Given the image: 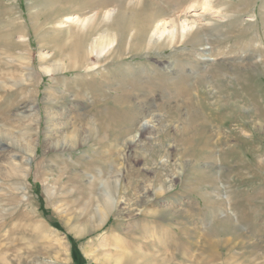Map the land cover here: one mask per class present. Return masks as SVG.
I'll list each match as a JSON object with an SVG mask.
<instances>
[{
  "label": "rangeland",
  "instance_id": "374dc122",
  "mask_svg": "<svg viewBox=\"0 0 264 264\" xmlns=\"http://www.w3.org/2000/svg\"><path fill=\"white\" fill-rule=\"evenodd\" d=\"M194 1L0 0V264H264V0H214L226 18ZM108 8L117 12L106 24ZM184 10L199 20L188 38L147 49L149 18ZM96 11L85 30L66 19ZM106 28L121 42L107 59L90 55L89 68L87 46ZM182 71L218 88L189 90ZM194 109L213 118L197 134ZM106 192L126 209L100 226ZM172 209L175 218L158 213ZM182 226L193 231L183 249ZM208 236L224 256L203 258ZM117 237L134 261L118 255Z\"/></svg>",
  "mask_w": 264,
  "mask_h": 264
},
{
  "label": "bare ground",
  "instance_id": "6f19581e",
  "mask_svg": "<svg viewBox=\"0 0 264 264\" xmlns=\"http://www.w3.org/2000/svg\"><path fill=\"white\" fill-rule=\"evenodd\" d=\"M223 2H225V1H223ZM198 3H200L199 5H201V8H202V11L205 13V14H207V13H209V14H211V15H216V16H218V15H221L222 16V14H224V13H222L223 12V10L224 9H222L221 7H219V6H216L215 4H214V0H201V2L199 1V0H196V1H194L193 3H191L189 6H188V8H190V7H194L195 5H197ZM225 4V3H224ZM115 12H117V11H115L114 10V8H108L106 11H105V13H101V14H103L102 15V19H103V21L106 23V24H109V22H111V23H113V21H114V13ZM100 13L99 12H95L92 16H85V17H83V18H80L78 15H68L67 17H66V19H67V21H70V22H73V23H76V24H78L79 26H80V28H81V30L82 29H86V28H88V27H91V24L94 22V20L100 15ZM212 13H214V14H212ZM229 14L228 13H226L225 15H223L222 17L223 18H226L227 16H228ZM211 18H212V16H211ZM198 17L196 18V17H189V16H186V10H184V11H175L174 13H172L171 15H169V16H164V15H162V16H154V17H151V18H149V22H147V24H148V26H147V30L145 29L144 31H146L144 34L145 35H147V38H148V46H147V49L148 48H151V47H153V46H159V45H161L164 41H167L168 40V42L171 44V45H174V44H176V43H181V42H183L184 40H186V38H188L187 36L189 35V33H191V31L198 25ZM220 24V23H219ZM112 29V28H111ZM109 30V28H106L105 30H103L99 35H98V37L97 38H95L94 40H92L93 42L92 43H90V44H88V46H87V54H86V56H87V58L86 59H88V60H85V61H87V63H88V65L87 64H85V65H87L89 68H93V67H95V65L97 64L96 62H94L93 63V65L91 64H89V63H91V62H89V60H90V55H93V54H95V57H96V59H107L108 57H111V56H113L112 54L114 53V51H115V48H117V46L119 45V42H121L120 40H121V38L120 39H118V37H117V33H115V32H113L112 30ZM113 29H115V28H113ZM116 31V30H115ZM132 31H133V29H132ZM119 33V32H118ZM119 37H120V35H119ZM134 39V34L132 33L130 36H129V39ZM132 41V40H131ZM130 43V42H129ZM128 43V44H129ZM134 43V42H133ZM135 44V43H134ZM116 46V47H115ZM132 46V45H131ZM125 50V49H124ZM123 51V50H122ZM206 53L207 55L208 54H210L211 53V51H210V49L208 50L207 48H203V50H201V52L200 53ZM220 52V51H219ZM117 53V52H116ZM115 53V54H116ZM222 54H223V52H221ZM243 53V52H242ZM211 55V54H210ZM85 56V57H86ZM115 57V56H114ZM148 61V60H147ZM180 61V60H179ZM222 60H220V62H221ZM190 63V62H189ZM196 63V62H195ZM215 63V62H214ZM213 63V64H214ZM63 64V63H62ZM197 64V63H196ZM224 64V63H223ZM61 65V64H60ZM60 65H59V68L57 67L56 69H60ZM217 67H222L223 65H221L220 63H218V62H216V64H215ZM180 67H179V70H181L183 67L181 66V64L179 65ZM196 66V65H195ZM215 66V67H216ZM251 66H253V65H251ZM251 66H241V67H239V69H241V71H242V69H245V70H251L252 68H251ZM162 67H164L165 69H175V68H173V65H172V63H169V64H163V66ZM189 67V66H188ZM190 67H191V65H190ZM216 67V68H217ZM256 67V66H255ZM222 69V68H221ZM238 69V67H236V66H233L230 70H228L227 71V73L229 72V73H236L237 71H240ZM155 70V69H154ZM194 70H195V68L194 69H192L191 71H190V73H194ZM56 71H58V70H56ZM208 70H205V71H203V72H207ZM220 71V70H219ZM181 72V71H180ZM183 72V71H182ZM210 72V71H209ZM226 72V71H225ZM155 73V72H154ZM184 73V72H183ZM246 73V72H245ZM149 74V73H148ZM187 74H188V72H187ZM205 75H207V74H205V73H203L202 75H200V76H193V77H195L196 78V82H194V83H196V84H194V83H190V78H189V76L188 75H186L185 73L184 74H181V78H182V80L183 81H186V80H188V83H187V89H191V90H198L197 89V87H200L201 85H203V84H205V83H208L209 82V86L210 87H213V88H216L217 86H215L216 84L215 83H218L219 81L216 79L215 80V82L213 81V80H211V79H207L206 78V76ZM210 75V74H209ZM233 75V74H232ZM155 76V75H154ZM157 76V75H156ZM220 76V75H219ZM228 76V75H227ZM218 77V76H217ZM221 77V76H220ZM219 77V78H220ZM222 77H223V75H222ZM214 78V77H213ZM205 79H207V80H205ZM143 83V82H142ZM150 83V82H149ZM221 83V82H220ZM132 84H133V82H132ZM136 84V83H135ZM147 84V83H146ZM150 84H153V83H150ZM139 85H141V84H139ZM145 85V84H144ZM207 85V84H206ZM220 85V84H219ZM151 86V85H150ZM225 86V85H224ZM138 87V86H137ZM147 87V88H146ZM154 87H156V86H154ZM143 88H144V86H143ZM145 88L146 89H149V88H151V87H149L148 88V86L146 85L145 86ZM218 88V87H217ZM216 88V89H217ZM223 88V87H222ZM146 89L144 90V91H146ZM180 90V89H179ZM185 90V89H184ZM183 90V91H184ZM219 90V89H218ZM137 91V90H136ZM150 91V90H149ZM148 90L146 91V92H144V94H143V96L144 97H150V95H152V92L150 93ZM181 91V90H180ZM185 91H187V90H185ZM135 92V91H134ZM141 92H142V90H141ZM188 92V91H187ZM192 92V91H191ZM205 92V91H204ZM218 92V91H217ZM133 93V92H132ZM139 94H140V92H138ZM182 93V92H181ZM186 93V92H185ZM200 93V92H199ZM198 93V95H197V93H196V95L195 96H193V94L194 93H192V96L190 97L189 96V98L188 99H190V100H198L199 98H200V94ZM234 93V92H233ZM184 94V93H183ZM187 94V93H186ZM189 94V93H188ZM218 94V93H217ZM216 94V95H217ZM220 94V93H219ZM141 95V94H140ZM180 95V94H179ZM178 95V96H179ZM191 95V94H190ZM226 95V94H225ZM134 96V95H133ZM136 96V95H135ZM138 96V95H137ZM166 96V95H165ZM183 96V95H182ZM227 96V95H226ZM129 97H131V95L129 96ZM140 97V96H139ZM138 97V98H139ZM144 97H142L143 98V102H144ZM152 97H154V96H152ZM184 97V96H183ZM182 97V98H183ZM185 97H186V95H185ZM188 97V96H187ZM223 97H225L224 95H223ZM137 98V97H136ZM141 98V97H140ZM147 98V99H148ZM179 98V97H178ZM181 98V99H182ZM204 98V97H203ZM218 98V97H217ZM221 98H222V96H221ZM153 99V98H152ZM156 99V98H155ZM183 99H185V98H183ZM187 99V98H186ZM205 99V98H204ZM219 99H220V97H219ZM220 100H223V99H220ZM238 100V99H237ZM236 100V101H237ZM142 101V100H141ZM146 101V100H145ZM217 101V100H216ZM198 102H199V100H198ZM213 102V101H212ZM227 102H229V101H227ZM165 103V102H164ZM190 104V103H189ZM232 104H234V103H232ZM236 104V103H235ZM229 105V104H228ZM228 105L226 106V108H228ZM231 105V104H230ZM237 105V104H236ZM190 106V105H189ZM240 107V106H239ZM132 108V107H131ZM230 108V107H229ZM135 109V108H134ZM120 111V110H119ZM189 111H190V109H189ZM194 113H191L190 114V116H192V117H190V119L191 120H189V122L191 123V124H189V127H190V125L192 126L191 128H192V130L194 131V133H198V131H199V129L200 128H202V127H204V126H207V125H210L211 124V122H212V120H213V118H212V120H211V117H210V119H209V117L208 116H204L205 114V112H203V114H201L200 113V111L199 110H195L194 109ZM125 114H129V113H127V112H124ZM207 113V112H206ZM233 113V112H232ZM134 113L132 112V115H133ZM129 118H131V117H129ZM133 118H134V116H133ZM132 118V119H133ZM196 118H205V119H202L201 120V122H197V119ZM245 118H246V116H245ZM119 119V118H118ZM135 119V118H134ZM133 119V120H134ZM136 120V119H135ZM200 120V119H199ZM187 122V121H186ZM135 122H133V124H134ZM222 123V122H221ZM117 124V123H116ZM135 125V124H134ZM189 127H188V131H189ZM142 129H144V128H139V131H141ZM91 130H92V128H91ZM124 130V129H123ZM187 130V129H186ZM126 131H131V129H128V130H126ZM191 131V130H190ZM193 135V134H192ZM195 135V134H194ZM135 137L136 136H131V137H127V138H125V141H126V144H125V146H130V145H132L133 144V142H136L135 141ZM191 138V137H190ZM0 140H2V136L0 135ZM208 140V139H207ZM218 140H220V139H217L216 141H218ZM190 141V140H189ZM75 142H76V140H75ZM193 142V141H192ZM64 143V142H63ZM70 143H72V142H70ZM196 143V142H195ZM67 144V143H66ZM76 144V143H75ZM59 145V144H58ZM205 145V144H204ZM77 146V145H76ZM192 146L193 147H195L193 144H192ZM59 148H64V145L63 144H61L60 143V145H59ZM73 148H75V147H73ZM192 148V147H191ZM68 149V148H67ZM197 149V148H196ZM195 149V150H196ZM190 152V151H189ZM193 153V152H192ZM257 156V155H256ZM240 172V171H239ZM163 187V186H162ZM162 187H160V188H162ZM164 188V187H163ZM158 191V190H157ZM163 191V190H162ZM116 194V193H115ZM229 195V194H228ZM229 196H231V195H229ZM229 196H226V197H229ZM229 198H231V197H229ZM102 199H103V208L102 207H99L100 206V204H98L99 206H96V208H95V211L97 212V215H99V217H100V219H101V221H100V226H102L103 224H105L106 223V221L108 220V219H110V216H109V213L111 212V211H113V209H115V210H117L118 208H120V207H117V205H118V200H117V197H116V195L115 196H112V195H110L108 192H106V194H104V196L102 197ZM98 200V203H100L101 202V197L99 198V199H97ZM150 200V199H149ZM231 200H233V199H231ZM231 200H229V203H228V205H229V208L232 210V211H234V213L235 212H237V211H239L240 210V208H239V210H237L236 209V207H235V205H234V203H233V201H231ZM227 202V201H226ZM225 202V203H226ZM238 202H240V201H238ZM242 205V204H241ZM237 206V205H236ZM244 206V205H243ZM121 210H125L126 208L125 207H123V208H120ZM236 209V210H235ZM149 211H150V209H149ZM148 211V212H149ZM158 211V210H157ZM140 212V211H139ZM225 212V211H224ZM120 213H122V212H120ZM158 213H160V214H163L164 216H169L170 215V217H174V216H176L177 214H176V211L175 210H169V211H167V210H164V211H160V212H158ZM181 213V212H180ZM184 213V212H183ZM193 213V212H192ZM239 213V212H238ZM237 213V214H238ZM242 213V212H241ZM241 213H239L238 215L235 213L234 215H235V217H236V221L235 222H239V221H242L241 220ZM140 214V213H139ZM187 214H188V212H187ZM196 214V213H195ZM147 215V214H146ZM180 215V214H179ZM198 215V214H197ZM151 216V215H150ZM178 216V215H177ZM188 216V215H187ZM191 216V215H190ZM189 216V217H190ZM192 216H193V214H192ZM191 216V217H192ZM246 216V215H245ZM155 217V216H154ZM196 217V216H195ZM226 218L224 219V221L226 222L227 220L229 221L230 219H231V221H233L232 220V217L231 216H229V215H227V216H225ZM242 217H243V215H242ZM156 218V217H155ZM165 218V217H164ZM175 218V217H174ZM245 217H243V219H244ZM168 219V218H167ZM234 219V218H233ZM138 220V219H137ZM151 220H153V219H151ZM154 220H156V219H154ZM153 220V221H154ZM173 220V219H172ZM187 220V219H186ZM182 221V220H181ZM141 222V221H140ZM179 222V221H178ZM188 222V221H187ZM154 223V222H153ZM159 224V222H156V224ZM231 223V222H230ZM139 224V223H138ZM145 224V223H144ZM157 224V225H158ZM175 224V223H174ZM188 224V223H187ZM224 224V223H223ZM170 225H171V223H170ZM179 225H182V224H179ZM191 225H193V224H191ZM190 225V226H191ZM136 226V225H135ZM146 226H148V225H146ZM145 226V227H146ZM154 226V225H153ZM153 226H152V228H153ZM159 226V225H158ZM163 226V225H162ZM174 226V225H173ZM176 226H178V225H176ZM235 226V225H234ZM141 227H142V225H141ZM144 227V228H145ZM164 227V226H163ZM171 226H169L167 229L169 230V228H170ZM178 227H180V226H178ZM189 227V226H188ZM143 228V227H142ZM141 228V229H142ZM148 228V227H147ZM156 228H157V226H156ZM194 228V227H193ZM145 230H147V229H145ZM145 230H144V232H145ZM151 230V229H150ZM149 230V231H150ZM155 230V229H154ZM154 230L152 229V231L154 232ZM167 230V231H168ZM170 231L172 232L173 230L172 229H170ZM178 231V230H177ZM180 231V234H179V232H177L181 237V239L179 240V241H181L180 242V246L182 247L181 249H183V247H187L188 248V243H185V241H187L186 240V238H189L190 237V235H192L193 233V231H191V230H189V229H187V226H182L181 227V230H179ZM164 232V231H163ZM174 232V231H173ZM196 232H197V230H196ZM195 232V233H196ZM257 232H258V230H257ZM260 232V231H259ZM150 233V235H151V232H149ZM170 233V232H169ZM232 233V232H231ZM234 233V232H233ZM144 234H146V233H144ZM163 234V233H162ZM168 234V233H167ZM147 235H148V233H147ZM156 235V234H155ZM172 235H174L173 233H172ZM177 235V234H176ZM154 236V235H153ZM153 236H152V238H153ZM167 236H170V234H168ZM196 236V235H195ZM226 236V235H225ZM224 236V237H225ZM163 237V236H162ZM176 237V236H175ZM209 238H210V240H208V238H203L202 239V241H201V243H200V245L198 246L199 247V249H200V254L202 253V251L204 252V250H207L208 251V253H207V255H205L204 254V257L203 258H206V259H208L209 257H210V259H211V257H220L221 258V256H224L225 255V250H222L223 248V244H224V241H222V242H218V239H217V241H213V240H211V237L210 236H208ZM216 237V236H215ZM223 237V238H224ZM173 238H174V236H173ZM179 238V237H178ZM227 238H229V237H227ZM244 238V237H243ZM243 238H241L242 240H243ZM117 239V241H118V243L120 242L121 243V245L119 244V246H117V248L119 249V250H122V253H120V254H118L119 256H125L126 258H127V261H129V262H132V261H134L135 260V256L136 255H131V252L129 251L128 252V254L127 255H125L123 252H125V248L126 247H124V242H122L121 240H120V238L119 237H117L116 238ZM164 239V238H163ZM171 239V238H170ZM219 239H221V238H219ZM233 239V238H232ZM153 240V239H152ZM155 240H156V237H155ZM167 240H168V237H167ZM174 241L175 240H177L176 238H174L173 239ZM189 240H191V239H189ZM157 241V240H156ZM169 241V240H168ZM174 241H171V244H174L173 242ZM233 241V240H232ZM246 241V240H245ZM245 241H243V243L245 242ZM141 242V241H140ZM164 242V241H163ZM175 242H178V241H175ZM239 242H240V240H239ZM143 243V242H142ZM189 243H190V241H189ZM232 243V242H231ZM231 243H229V244H231ZM236 243V242H235ZM238 243V242H237ZM146 244V243H145ZM144 244V245H145ZM148 244V243H147ZM151 244H152V242H151ZM178 244H179V242H178ZM193 244V243H192ZM226 245V244H225ZM224 245V246H225ZM179 245H176V247H178ZM180 246H179V248H180ZM146 247V246H145ZM190 248H191V246H189ZM228 247V246H227ZM231 247V246H230ZM230 247H228L229 249H230ZM141 248V247H140ZM225 248V247H224ZM185 250H187V249H184V251ZM202 250V251H201ZM234 250V249H233ZM141 251V250H140ZM183 251V252H184ZM188 251V250H187ZM191 251V250H190ZM182 252V253H183ZM145 253V252H144ZM186 253H188V252H186ZM227 253H228V250H227ZM251 253V257H248V260L249 259H252V257L254 256V252L252 251V252H250ZM183 254H185V253H183ZM189 254V253H188ZM192 254V253H191ZM203 254V253H202ZM229 254V253H228ZM243 254H246V253H243ZM242 254V255H243ZM241 254H238V258H239V256H240ZM249 255V254H248ZM143 256H145V254H143ZM200 256V255H199ZM233 256H236V254L235 255H233ZM250 256V255H249ZM186 257V256H185ZM196 257H197V255H196ZM208 257V258H207ZM246 257V256H245ZM122 258V257H121ZM240 258H242V257H240ZM139 259V258H138ZM191 259V258H190ZM205 259V260H206ZM236 259V258H235ZM246 259V258H245ZM140 260V259H139ZM143 261H145V257H143V259H142ZM211 260H213V259H211ZM233 260H234V258H233ZM149 261V260H148ZM147 261V262H148ZM225 261H227V260H225ZM229 261V260H228ZM232 261V260H231ZM214 262V261H213ZM218 262V261H217ZM230 262V261H229ZM229 262H227V264L229 263ZM240 262H242V260L240 261ZM240 262H239V259H238V261L236 262L235 261V263L234 264H240ZM245 262V261H244ZM207 263V262H206ZM243 263V262H242Z\"/></svg>",
  "mask_w": 264,
  "mask_h": 264
}]
</instances>
